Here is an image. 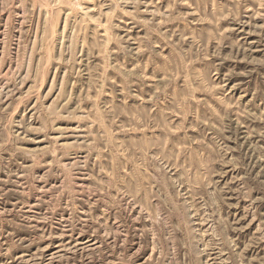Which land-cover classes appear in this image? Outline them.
<instances>
[{
  "label": "rangeland",
  "instance_id": "1",
  "mask_svg": "<svg viewBox=\"0 0 264 264\" xmlns=\"http://www.w3.org/2000/svg\"><path fill=\"white\" fill-rule=\"evenodd\" d=\"M0 264H264V0H0Z\"/></svg>",
  "mask_w": 264,
  "mask_h": 264
}]
</instances>
